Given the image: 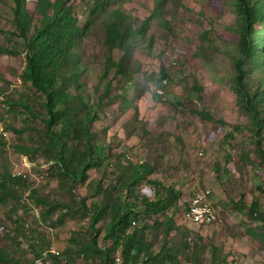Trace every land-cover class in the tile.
<instances>
[{
  "label": "rangeland",
  "instance_id": "rangeland-1",
  "mask_svg": "<svg viewBox=\"0 0 264 264\" xmlns=\"http://www.w3.org/2000/svg\"><path fill=\"white\" fill-rule=\"evenodd\" d=\"M12 2L0 0V47L16 48L20 43L14 33ZM71 2L81 23L90 22L79 45L81 78L99 115L92 129L107 144L109 162L125 153L130 163L124 169L145 163L151 169L148 180L173 183L182 192L178 206L169 210L175 214L170 245L177 250V264H212L214 258L225 264H264V159L255 142L253 119L233 87L239 57V16L234 0L111 3L137 18H150L133 60L139 70L130 84L138 86L139 94L127 90L129 80L113 78L114 68L101 80L105 59L111 53L101 23L105 14L91 16L95 0ZM29 6L36 8L33 1ZM121 54L114 48V59ZM25 69L23 56L0 53V172L26 175L30 189L52 200L68 201L64 179L50 170L54 164L46 161L44 153L37 152L33 160V156L16 150L17 145L32 144L36 128L44 126L42 121L31 120V128L21 111L22 100L39 106L42 98L23 80ZM245 69L251 93L263 89L264 56L259 63L246 60ZM110 77V92L98 106ZM125 98L128 103L123 102ZM261 141L264 149V130ZM103 165L90 171V180L107 186L117 180L121 170L113 164L106 167V162ZM144 186L153 189L146 181L139 189H147ZM200 188L211 189L210 200L217 210V220L208 226L188 222L183 209ZM79 191L85 196L87 188L80 184ZM30 192L23 191L22 200L10 199L7 205H0V249L24 263L35 258L34 253L26 252L40 234L52 242L53 250L63 254L73 246L70 238L85 233L90 225L89 218L73 219L63 212L45 222L47 208L39 207L29 197ZM243 202L247 206L255 203L260 215L246 216L239 208ZM158 218L164 221L163 216ZM21 225L30 239L18 238ZM163 233L159 227L150 236L156 251L164 241ZM46 260L51 262L49 257ZM118 262L117 258L115 264Z\"/></svg>",
  "mask_w": 264,
  "mask_h": 264
},
{
  "label": "trees",
  "instance_id": "trees-1",
  "mask_svg": "<svg viewBox=\"0 0 264 264\" xmlns=\"http://www.w3.org/2000/svg\"><path fill=\"white\" fill-rule=\"evenodd\" d=\"M14 33L20 39L16 48L0 47V53L23 56L26 69L23 80L31 83L42 98L38 105L29 99L22 100L24 115L29 122L42 121V129L36 128L32 144H20L16 150L27 155L37 152L46 155V161L54 165L50 170L59 178L69 200H52L29 187L26 175L0 172V205H7L10 199L22 200L23 191H31L29 197L39 207H46L43 220L48 222L57 213L71 218L90 219L85 233L74 234L70 250L63 254L53 253L52 242L39 235L30 243L29 252L35 254L27 263L11 252L0 249V264H177V250L171 233L175 228V214L169 213L177 207L182 196L181 190L173 183L168 185L158 180H148L151 169L145 163L129 165L125 153L117 154L114 162H109V148L98 132L93 131L99 115L91 105V93L85 91L82 80L81 55L79 45L85 37L90 22L85 24L76 13L71 0H12ZM33 1L36 8L29 6ZM116 0H95L91 16L104 13L101 19L105 27V44L111 53L106 57L101 80L114 68V79L122 76L129 80L127 90H140L130 84L132 75L139 68L133 66L135 49L143 39L150 25V18H137L120 6H112ZM239 24V57L235 60L236 74L233 87L243 107L250 113L258 152L264 159L261 134L264 130V88L251 93L247 82L246 60L255 63L264 56V0H234ZM114 48L122 52L114 59ZM162 75L164 69H162ZM113 79L106 82L105 89L98 98L103 102L110 92ZM8 102L18 105L16 101ZM124 103H128L125 98ZM33 127L32 122L30 123ZM17 130V129H16ZM18 131V130H17ZM35 160V157L32 158ZM106 162L109 167L116 165L121 170L115 182L104 186L102 182L90 180V171ZM104 166V165H103ZM89 181V182H88ZM148 182L153 189L140 188ZM88 182V183H87ZM80 184L87 188L86 195L79 191ZM153 196L151 199L150 196ZM185 203L184 210L188 208ZM246 216L256 218L257 205L239 204ZM178 210V209H177ZM158 215L163 216L160 221ZM152 221V222H150ZM163 228V243L158 251L150 239L156 228ZM18 238L30 239L24 226L18 227ZM62 255V256H61ZM75 256L78 258L76 260ZM48 257L51 259L47 263ZM212 264L221 263L214 258Z\"/></svg>",
  "mask_w": 264,
  "mask_h": 264
},
{
  "label": "built area",
  "instance_id": "built-area-1",
  "mask_svg": "<svg viewBox=\"0 0 264 264\" xmlns=\"http://www.w3.org/2000/svg\"><path fill=\"white\" fill-rule=\"evenodd\" d=\"M161 91V89L158 90L159 93ZM211 196L212 191L209 188H200L194 193L185 212V217L190 223L197 226H208L217 220V210L211 203ZM43 262V259H39L35 264H42Z\"/></svg>",
  "mask_w": 264,
  "mask_h": 264
},
{
  "label": "clouds",
  "instance_id": "clouds-1",
  "mask_svg": "<svg viewBox=\"0 0 264 264\" xmlns=\"http://www.w3.org/2000/svg\"><path fill=\"white\" fill-rule=\"evenodd\" d=\"M188 222H189V221H188ZM194 225H195V224H194ZM196 226H197V225H196ZM53 251H55V250H53ZM53 251H52V252H53ZM55 253H56V251H55ZM38 260H39V259H38Z\"/></svg>",
  "mask_w": 264,
  "mask_h": 264
}]
</instances>
